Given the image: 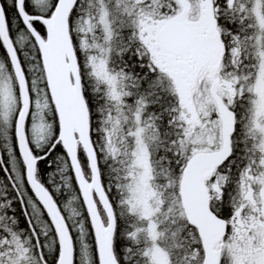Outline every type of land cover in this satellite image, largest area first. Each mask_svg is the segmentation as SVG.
<instances>
[{
	"label": "snow or ice",
	"instance_id": "snow-or-ice-1",
	"mask_svg": "<svg viewBox=\"0 0 264 264\" xmlns=\"http://www.w3.org/2000/svg\"><path fill=\"white\" fill-rule=\"evenodd\" d=\"M0 264H264V0H0Z\"/></svg>",
	"mask_w": 264,
	"mask_h": 264
}]
</instances>
